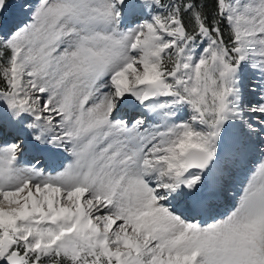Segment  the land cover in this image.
Returning a JSON list of instances; mask_svg holds the SVG:
<instances>
[{
	"label": "snow or ice",
	"instance_id": "1",
	"mask_svg": "<svg viewBox=\"0 0 264 264\" xmlns=\"http://www.w3.org/2000/svg\"><path fill=\"white\" fill-rule=\"evenodd\" d=\"M10 3L0 264H264V0Z\"/></svg>",
	"mask_w": 264,
	"mask_h": 264
},
{
	"label": "rangeland",
	"instance_id": "2",
	"mask_svg": "<svg viewBox=\"0 0 264 264\" xmlns=\"http://www.w3.org/2000/svg\"><path fill=\"white\" fill-rule=\"evenodd\" d=\"M35 0H11L10 3V7L8 8V10L4 13V17H3V28L2 30H10L11 28L15 27L16 24L22 22L24 19H26L25 16V12L27 10V7L31 4H34ZM21 5L24 6V8H21ZM19 14H23L24 18L23 19H17V16H19ZM249 78H251V76H249ZM0 139H3L0 138ZM13 138H8L7 140L10 142ZM254 156L255 160L254 162H250V156ZM247 160L249 164H238L235 166L236 168V175H235V179L233 180V182L230 184V192H229V199L228 201H221V204H224V210L221 211L220 214H223L225 212L228 211V209L232 206V204L235 202L234 198L236 197V195L239 192V189L241 187V182L244 180V177L246 176L247 172L254 166L255 162H256V154L255 153H249L247 156ZM24 163L27 164L28 162L32 161V158H26L25 159V155L24 157ZM45 158V157H44ZM54 158V162L51 164V166H49V169L51 170L52 167L55 166V162L56 161H60V162H67V157L66 154L64 155H59ZM46 159H44L43 161L45 162ZM53 160V159H52ZM46 163V162H45ZM48 165H50L49 163H47ZM242 176V177H240ZM239 180L237 183L236 181ZM205 219V218H203Z\"/></svg>",
	"mask_w": 264,
	"mask_h": 264
},
{
	"label": "bare ground",
	"instance_id": "3",
	"mask_svg": "<svg viewBox=\"0 0 264 264\" xmlns=\"http://www.w3.org/2000/svg\"><path fill=\"white\" fill-rule=\"evenodd\" d=\"M24 18V16H23V14H19V16H17V19L19 20V19H23ZM11 137V135H6V136H4L3 137V139H8V138H10ZM29 148H30V153H25L24 155L26 156L25 157V159L26 158H28L29 156L32 158L33 157V154L35 153V151L31 148V146H29ZM24 157V156H23ZM44 157L45 158H41L42 159V161L44 160V159H46L45 160V162L46 163H53L54 162V158L50 155V154H48V153H44ZM53 159V160H52ZM22 160L24 161V158H22ZM53 161V162H52ZM44 162V161H43ZM53 165V164H52ZM240 177H242V176H240ZM239 180H237L236 181V183L238 182ZM222 209L220 208V211H221Z\"/></svg>",
	"mask_w": 264,
	"mask_h": 264
}]
</instances>
